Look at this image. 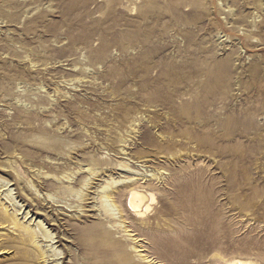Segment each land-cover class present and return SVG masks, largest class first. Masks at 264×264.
Masks as SVG:
<instances>
[{"label":"rangeland","instance_id":"374dc122","mask_svg":"<svg viewBox=\"0 0 264 264\" xmlns=\"http://www.w3.org/2000/svg\"><path fill=\"white\" fill-rule=\"evenodd\" d=\"M0 207V264H264V0H0Z\"/></svg>","mask_w":264,"mask_h":264},{"label":"bare ground","instance_id":"6f19581e","mask_svg":"<svg viewBox=\"0 0 264 264\" xmlns=\"http://www.w3.org/2000/svg\"><path fill=\"white\" fill-rule=\"evenodd\" d=\"M90 180V179H89ZM136 184V183H134ZM133 185V190L131 191L130 193V197H129V207H130V210L135 212L136 214H138L139 216H143L145 215V212L148 210L149 206L145 204V201L147 199V195L145 196L141 191H139L137 188H135V186H137V184L134 186ZM128 189V188H127ZM126 189V190H127ZM131 189V188H130ZM129 191V190H128ZM107 196V195H106ZM148 204V203H147ZM3 206V205H2ZM2 207H0L1 209ZM146 208L145 212H144V209ZM4 210V208H3ZM6 210V209H5ZM9 213V212H8ZM135 214V215H136ZM20 222V221H18ZM40 225V224H39ZM24 226V225H23ZM23 233H27L28 234V237L30 238L29 240H24L25 244H29L30 240H32L31 242L35 243L37 242V237L34 236L33 234L34 233H31L28 228H23L22 231ZM43 232V231H42ZM44 237L46 238H51L50 235H48V233H44ZM27 239V238H26ZM33 245V244H32ZM36 247H37V244H36ZM37 248H40L39 246ZM42 252V251H41ZM43 256L40 255L41 258H43V264H49L48 263V259H46L45 255L42 254ZM52 257V256H51ZM31 258V257H30ZM29 259V258H28ZM53 261V260H52ZM29 262V261H28ZM27 262V263H28ZM51 262V261H50ZM223 264H251V262H248V261H244V260H240V259H232V260H229V261H226L224 262Z\"/></svg>","mask_w":264,"mask_h":264}]
</instances>
